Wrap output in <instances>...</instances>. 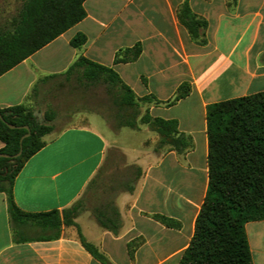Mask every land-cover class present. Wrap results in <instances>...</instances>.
Here are the masks:
<instances>
[{
  "label": "crops",
  "instance_id": "crops-1",
  "mask_svg": "<svg viewBox=\"0 0 264 264\" xmlns=\"http://www.w3.org/2000/svg\"><path fill=\"white\" fill-rule=\"evenodd\" d=\"M186 2L207 22L203 44L180 19ZM84 8L81 22L0 76V110L26 104L40 80L66 74L85 57L113 69L137 97L155 98L149 114L177 121L193 148L183 155L158 151L160 136L149 127L113 131L100 117L101 126L65 129L16 177V205L31 214L62 212L91 186L116 185V179L124 189L111 191L104 211L114 209L117 222L103 226L88 214L90 226L81 214L75 234L64 227L59 238L47 240L31 224L14 228L0 192V264H103L78 230L110 264H180L208 189L207 108L264 92V0H86ZM77 35L87 38L81 48L71 45ZM137 47L139 57L130 60ZM118 55L125 60L116 61ZM182 85L189 93L166 104ZM124 129L138 139L134 146L119 140ZM155 215L180 226L169 228ZM246 232L254 264H264V221L249 222Z\"/></svg>",
  "mask_w": 264,
  "mask_h": 264
},
{
  "label": "trees",
  "instance_id": "trees-1",
  "mask_svg": "<svg viewBox=\"0 0 264 264\" xmlns=\"http://www.w3.org/2000/svg\"><path fill=\"white\" fill-rule=\"evenodd\" d=\"M85 1L31 0L30 15H27L30 16V27L23 30L19 26L13 35L0 36V76L81 22L86 17ZM180 19L193 39L200 44L205 43L201 39V29L206 28L207 22L192 14L188 2L180 10ZM86 41V36L77 35L71 45L81 48ZM140 53L139 47L129 51V59H137ZM122 60L125 59L118 55L116 61ZM77 67H85L84 74L89 78L97 72L108 74L128 96L135 98L132 106L150 100L159 103L153 97H137L111 68L80 57L68 72ZM189 91L187 85H182L175 98L166 104L179 101ZM0 115L3 118L0 119V139L5 144L0 154L9 156L0 157V192L7 196L12 224L14 228L17 222L31 224L48 234L54 231L56 233L45 239H57L61 236L62 227L59 211L26 213L16 205L13 194L18 174L29 159L46 146L43 138L49 133V127L40 123L25 104L0 110ZM142 123L159 134L158 151L169 148L183 155L193 148L192 139L180 133L175 120L153 118L147 111ZM24 136L22 153L14 157L21 150ZM207 136V194L196 220L193 238L180 264H254L246 225L264 221V92L209 105ZM154 218L169 228L180 226L175 220L162 215H155ZM64 221L78 228L74 220L66 217ZM78 232L84 247L103 264H110L99 249Z\"/></svg>",
  "mask_w": 264,
  "mask_h": 264
},
{
  "label": "rangeland",
  "instance_id": "rangeland-1",
  "mask_svg": "<svg viewBox=\"0 0 264 264\" xmlns=\"http://www.w3.org/2000/svg\"><path fill=\"white\" fill-rule=\"evenodd\" d=\"M30 4L31 0H0V36L5 38L13 35L19 30V26H22L23 30L30 27V16L27 17L30 13ZM84 73L85 67H77L66 74L40 80L30 95L25 105L40 123L49 127V133L44 136V141L52 140L68 128L89 124L101 126L97 117L103 119L107 127L113 131L124 127L134 130H146L149 127L142 123V119L148 108L155 104L152 100L132 106L131 103L136 102L135 98L128 96L108 74L97 72L89 78ZM134 126L136 128H133ZM123 132L119 140L125 144L134 146L133 143L138 142L137 138L131 137L133 135L127 134L131 130L124 129ZM124 180L129 183L127 178ZM114 182L116 185L107 183L100 187L96 184L95 187L91 186L89 192L71 208L59 212L58 216L62 221L61 233L66 227L70 228V233L75 234L74 226L67 225L64 219L67 217L76 223L77 217L81 214H83L81 218H85L90 226L92 219H88V214L105 226L115 224L117 220L114 209L110 210V213L104 211L111 191L114 195L118 190L124 189V186H119L120 183L118 185L119 181L114 179ZM21 225L22 223L17 222L15 227ZM52 233L48 235H53Z\"/></svg>",
  "mask_w": 264,
  "mask_h": 264
},
{
  "label": "water",
  "instance_id": "water-1",
  "mask_svg": "<svg viewBox=\"0 0 264 264\" xmlns=\"http://www.w3.org/2000/svg\"><path fill=\"white\" fill-rule=\"evenodd\" d=\"M0 119L3 120L2 115H0ZM10 127H11V128H16V127L13 126V125H10ZM27 129H28V127H27ZM24 138H25V136H24V137L22 138V140H21V150H20V152H19L17 155H15L14 157H18V156L21 155V153H22V142H23ZM0 157H9V156H8V155H5V154H0Z\"/></svg>",
  "mask_w": 264,
  "mask_h": 264
}]
</instances>
